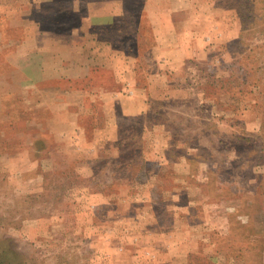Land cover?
Instances as JSON below:
<instances>
[{
	"label": "rangeland",
	"instance_id": "374dc122",
	"mask_svg": "<svg viewBox=\"0 0 264 264\" xmlns=\"http://www.w3.org/2000/svg\"><path fill=\"white\" fill-rule=\"evenodd\" d=\"M0 264H264V0H0Z\"/></svg>",
	"mask_w": 264,
	"mask_h": 264
},
{
	"label": "crops",
	"instance_id": "0c3cea01",
	"mask_svg": "<svg viewBox=\"0 0 264 264\" xmlns=\"http://www.w3.org/2000/svg\"><path fill=\"white\" fill-rule=\"evenodd\" d=\"M111 55H114V54H111ZM116 55H118V54H116ZM115 55V56H116ZM95 63V62H94ZM94 63L93 62H90L88 65L90 66V67H96L97 65H94ZM121 94V93H120ZM98 130H100V129H96V131L95 132H97ZM101 132V131H100Z\"/></svg>",
	"mask_w": 264,
	"mask_h": 264
}]
</instances>
